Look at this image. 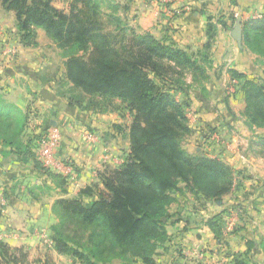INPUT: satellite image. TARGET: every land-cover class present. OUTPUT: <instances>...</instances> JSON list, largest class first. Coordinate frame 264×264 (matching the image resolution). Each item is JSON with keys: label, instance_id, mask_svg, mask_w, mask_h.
<instances>
[{"label": "crops", "instance_id": "1", "mask_svg": "<svg viewBox=\"0 0 264 264\" xmlns=\"http://www.w3.org/2000/svg\"><path fill=\"white\" fill-rule=\"evenodd\" d=\"M70 1L52 0L51 4L67 11ZM109 1L136 32L170 39L198 59L203 80L195 82L198 72H186L184 89L173 92L185 104L193 130L185 138V147L190 153L202 151L222 160L235 175L232 191L221 201L206 204L211 212L220 213L221 238L216 239L205 224L206 212L186 201L184 206L178 194L168 210L175 221L166 226L167 249L158 250L156 264H236V259L264 264V175L260 171L264 166L255 171L254 143L255 135L264 131L245 125L242 93L246 79L264 77V0H183L177 8H165L159 0ZM235 14L241 17V46L231 35ZM249 21L245 29L243 23ZM36 41L35 47L23 45L13 11L0 3V94L5 104L29 114L20 141L25 144L29 136L57 128L61 138L55 162L68 164L73 172L65 177L54 166L46 167L47 172L38 168L36 161H42L35 142L31 144L35 159L17 152L2 154L0 144V241L11 247L40 244L52 248L54 201L74 198L85 186L100 184L104 170L118 168L127 159L131 115L127 110V115L122 113V105L99 110L83 98L74 101L60 50L41 28L36 29ZM230 70L243 77H231ZM229 81L235 93L225 98L224 86ZM209 126L214 132L205 139L202 131ZM237 140L241 153H229L225 147ZM184 196L194 201L191 194ZM212 205L220 209L212 210Z\"/></svg>", "mask_w": 264, "mask_h": 264}, {"label": "trees", "instance_id": "2", "mask_svg": "<svg viewBox=\"0 0 264 264\" xmlns=\"http://www.w3.org/2000/svg\"><path fill=\"white\" fill-rule=\"evenodd\" d=\"M51 1L0 3L13 11L24 46H37L36 29L41 28L61 50L65 77L82 94L73 95L74 101L88 96L87 103L94 108L122 105L131 115L127 159L118 168L104 170L100 184L85 186L74 198L54 201L53 249L80 264H156L158 250L167 249L170 239L166 226L175 221L169 207L178 194L186 193L194 198L193 209L206 212L205 224L220 239V213L211 212L206 204L221 201L232 191L234 170L205 152L190 153L183 147L193 130L185 104L173 95L184 89L186 72H203L198 59L170 39L136 32L109 0H71L67 11ZM243 24L250 27V21ZM246 39L250 41L248 34ZM230 75L243 77L236 70ZM242 93L245 125L264 131V78L246 79ZM224 94L230 96L225 88ZM28 115L5 104L0 94L2 154L17 152L35 159L31 144L41 132L29 136L25 144L20 141ZM213 129L209 126L203 137L208 139ZM259 142L264 146V134ZM36 166L47 172L39 161ZM23 249L0 241V264H55L48 257L30 261ZM236 264L246 263L236 259Z\"/></svg>", "mask_w": 264, "mask_h": 264}, {"label": "rangeland", "instance_id": "3", "mask_svg": "<svg viewBox=\"0 0 264 264\" xmlns=\"http://www.w3.org/2000/svg\"><path fill=\"white\" fill-rule=\"evenodd\" d=\"M52 46H49L48 48H51ZM57 48V47H56ZM51 51V50H50ZM59 51V49L57 48V52ZM61 51V50H60ZM59 51V52H60ZM53 52V51H52ZM54 54V56H55V53H53ZM54 61H55V63H58L57 61H58V58H57V56H55V58H54ZM63 65H64V60H63ZM61 63V64H62ZM64 69H65V67H64ZM198 74V77H195V82H198V81H200V80H203V77H202V73H200V72H198L197 73ZM264 78V77H263ZM204 81H205V79H204ZM260 81H263L262 79L260 80ZM225 88V87H224ZM72 93H70V95H77L76 97H80V96H82V94H80V90H78V89H72V91H71ZM84 99H85V102H87V101H89V99H91V98H89L88 96H84ZM114 101H116L115 103H119V101L117 100V99H115ZM107 108H110L111 109V106H107ZM122 113H124L125 115H127V111L126 110H123L122 111ZM131 119V117H129L128 118V120H130ZM31 120H34V117H31ZM189 121H190V119H189ZM191 122H193V119L191 120ZM190 124V123H189ZM258 127H256V128H253V130L254 129H257ZM258 129H262V128H258ZM263 130V129H262ZM202 133H203V136H205L206 134L205 133H208V128H206V130H203L202 131ZM201 134V133H200ZM255 140H254V143H255V145L258 147H256V151L257 152H255V155H256V160H257V163H255L256 164V169L257 170H255V171H258V168H261L259 165H263L264 166V146L262 145V144H260V142H259V137L258 136H256L255 135ZM204 138V137H203ZM215 140H217V138H215ZM214 140V141H215ZM186 143L187 142H185L184 141V143H183V147L186 149ZM219 143H221V142H219V141H216V143L215 144H219ZM226 144H224V146H225ZM187 148H189V146L187 147ZM228 149V150H230L229 151V153H233V154H237V153H241V145H240V142H238V140L237 141H235V142H231V143H229V144H227V146L225 147V149ZM194 152V151H193ZM232 154V155H233ZM258 162H260V163H258ZM260 171H262L263 172V175H264V169L263 170H260ZM180 195V194H179ZM180 201L182 202L183 201V205L185 206V204H184V202L186 201V202H188V204H190V205H193L194 203H195V201H192L191 199H188L187 198V196H184V195H182V197H180ZM174 209V208H173ZM211 209L212 210H218V209H220V208H218L217 206H214V205H212V207H211ZM173 211V210H172ZM192 217V216H191ZM196 217H194V219H195ZM24 249H23V251H26V252H28V259L30 260V261H35V260H38V259H44L45 257H48L49 259H51L53 262H55V264H80L79 262H76V260H72V259H70V258H68V256H65V255H61V254H57V253H55L53 250L54 249H52L53 248V246H52V248H50V247H48V246H44V245H38V246H35V247H23ZM35 264H37L36 262H35ZM114 264H120V262L119 261H115L114 262Z\"/></svg>", "mask_w": 264, "mask_h": 264}, {"label": "built area", "instance_id": "4", "mask_svg": "<svg viewBox=\"0 0 264 264\" xmlns=\"http://www.w3.org/2000/svg\"><path fill=\"white\" fill-rule=\"evenodd\" d=\"M182 1L183 0H159L165 8H171L173 5H177L175 6V8H177ZM235 17L237 18L240 16L235 14ZM224 87L228 95L231 96L235 93V86L230 81L227 82ZM60 138L61 136L59 130L55 127H51L42 131L39 138L34 142L39 148L37 155L42 161L44 167L54 166L55 168H59L65 177H69L73 173L71 171V167L63 162L61 164L59 163V165L55 162L54 151L59 144Z\"/></svg>", "mask_w": 264, "mask_h": 264}, {"label": "water", "instance_id": "5", "mask_svg": "<svg viewBox=\"0 0 264 264\" xmlns=\"http://www.w3.org/2000/svg\"><path fill=\"white\" fill-rule=\"evenodd\" d=\"M241 17H237L233 26L231 35L237 42L238 46H241L242 35H241Z\"/></svg>", "mask_w": 264, "mask_h": 264}]
</instances>
